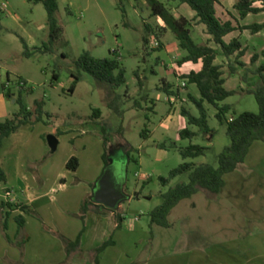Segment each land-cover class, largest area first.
<instances>
[{
    "label": "rangeland",
    "instance_id": "374dc122",
    "mask_svg": "<svg viewBox=\"0 0 264 264\" xmlns=\"http://www.w3.org/2000/svg\"><path fill=\"white\" fill-rule=\"evenodd\" d=\"M145 1L121 0L126 9V17L123 16L122 10H119L122 17L121 25H126L131 31V35L136 39V48L132 44L122 42L119 26L111 29L115 33L114 44L121 48L123 64L127 70V83L119 89L121 93H127L123 106L126 110L124 117L109 108L104 100V91L100 88L97 79L88 72L78 69L76 65L84 51H90L94 55L92 39L99 37L101 31L94 28L88 31L82 29L79 18L70 15L62 7L58 12V18L64 25L65 33L50 46L49 52H34L31 57H26L22 53L24 52L22 39L30 40V37L34 36L39 41V47L49 41L46 9L43 5L36 6L28 0H10L9 9L0 12V89L2 83L7 81L8 75L15 80L22 78L19 76L21 74L29 80L28 90L24 92L27 95L25 98L27 105L33 111L37 108V102L43 107L42 121L25 125L20 129L19 135L22 132L25 133L24 131L30 127L35 128L36 131L41 130V137L45 142L42 156L35 161L27 158L24 160L25 175L28 176L30 184L36 188L59 187L58 184L65 179L69 192L64 195L60 192L56 196L59 195V198L65 196L68 202L75 204L79 202L86 190L89 189L94 193L105 171L103 155L104 139L107 135L109 160L115 165L120 177L125 178L124 189L127 198L117 208V212L119 211L123 216V231L129 232L132 226L137 225L139 229L143 227L144 234L147 235L141 240L142 233H134L132 238H127L126 243L123 242L120 245L121 248H114L112 251L129 254L131 258L127 260L137 262L146 257L163 255L167 257L165 264H175L179 259L176 256L172 257L171 254L180 250H190V248L204 250L209 246L212 249L211 252L216 254L223 245L233 252L239 244H244L243 239L257 233V229L256 225H252L241 214L237 203L226 202L227 199L220 202L223 198L212 200L204 192H199L182 200L171 211L169 215L171 227L152 223L151 212L163 202L162 193L171 186L187 182L189 174L174 178L166 186L161 184L159 178L169 177L171 171L185 161L218 166L219 155L231 143V138L227 134V125L218 120L215 116L216 109L210 105L207 106L210 111L209 123L213 132L200 134L193 140L182 138L180 132L184 128L189 127L195 131L198 128L189 126L187 119L181 116V108L186 106L193 113L199 114L190 95L201 96L195 84L189 82L186 87H182V83L186 80L183 76L192 70H201L203 64L202 62L197 64L186 62L179 66L178 61L186 55V52L181 49L179 41L170 29L165 31L161 38L163 49L166 50L155 49L151 44H145L143 18L154 26L165 25L162 20L152 15V10ZM160 1L176 17L184 16L192 20L190 30L198 43L216 46L205 32L204 25L194 19L195 12L187 4L171 0ZM237 1L221 0V4L218 5L219 16L225 20L230 19L231 14L238 17L239 11L235 8ZM256 4L261 3L257 1ZM8 13L16 18L9 17ZM2 21L4 24L1 23ZM240 22L242 24L263 23L264 12L251 13ZM106 37L105 34L104 40ZM233 37H240L243 46L247 47V54L242 61L248 67L256 68L264 64V56H261L255 64L252 63L253 55L264 50V30L259 33H253L251 30L236 31L227 39L230 40ZM229 61L234 62V58L229 60L222 54L218 60V63L223 65L225 86L239 91L225 101L233 105V112L228 116L245 111L258 112L259 104L255 95L241 90L252 87L251 82L243 80L245 68L240 67L237 73H233ZM72 72L81 73L82 76L74 92L70 91L74 81ZM55 73L59 75V81L54 79ZM167 87L174 95L166 92ZM13 89L19 92L17 88ZM6 101L13 112L19 110V105L14 104L13 100ZM96 109H101V118H95ZM175 115L181 119L179 122H174L172 125L165 122L168 116H172L173 119ZM102 120L104 124L109 125L106 133L103 131ZM144 130L148 137L143 135ZM50 135L58 138L59 144L56 151H53L49 144ZM191 142L208 146L206 155L184 160L180 148L187 147ZM131 148L133 150H130ZM74 156L80 163L77 172L67 168L68 161ZM6 162L8 166L9 160ZM59 173H65V175L59 179ZM90 198L93 199L94 196ZM229 198L235 200L233 196ZM10 203L14 207L11 209L6 205L9 207L7 208L9 215L6 213L5 218L11 229L10 235L16 238L17 249L21 253L19 264H26L27 260L31 263L33 260L31 236L35 237L39 227L42 235L48 234L61 239L59 235L63 233L53 224L50 216L41 215L39 219L32 214V211H36V207L40 205L28 204L20 188L17 187V203ZM60 204L62 203L58 201L55 206ZM21 205L28 206L29 211H23ZM16 209L17 213L12 211ZM21 216L26 222L22 230L18 221ZM27 222H30L28 227ZM101 237V235L98 237L95 245L103 240ZM107 238L108 236L104 237V239ZM136 240L138 245L133 244ZM139 251L141 253L136 255L135 253ZM88 255V253H82L77 261L86 264L89 260ZM229 261L231 264L236 262L264 264V258L249 263L243 257H234Z\"/></svg>",
    "mask_w": 264,
    "mask_h": 264
},
{
    "label": "trees",
    "instance_id": "16d2710c",
    "mask_svg": "<svg viewBox=\"0 0 264 264\" xmlns=\"http://www.w3.org/2000/svg\"><path fill=\"white\" fill-rule=\"evenodd\" d=\"M32 3H42L47 11V23L49 27V41L45 42L42 47H30L25 39L24 54L26 57H31L34 52H49L51 47L64 33V26L57 16L59 10L58 0H29ZM152 10V15L164 22V26H154L148 21L144 20V42L149 44V37L155 35L161 42L156 49L163 50L164 45L161 38L165 31L170 29L179 41L181 49L186 52V55L178 61L179 66L186 62L200 63L203 67L201 70H192L183 77L195 84L200 91V98L190 95L193 103L196 105L199 114L193 113L186 106L181 108V114L187 119L189 126H195L197 131L189 127L181 130L180 134L184 139L193 140L200 134H209L213 130L209 123L210 111L207 105L214 107L217 110L216 117L222 123L227 125V134L231 138V143L227 145L219 155V164L214 166L210 163H196L193 161H185L178 167L173 169L169 177L161 176L159 178L162 185H169L174 178L189 174L187 182H181L175 186H171L166 192L162 193L163 202L157 206L152 212V223L163 227H171L169 222V215L171 211L184 199L190 198L193 195L204 192L211 198L217 197L223 187L225 186V175L234 172L241 168L250 152L252 145L257 141L264 142V64L256 68H250L242 61L247 54V47L243 46L240 37H233L227 39L232 33L236 31L251 30L253 33H259L264 30L263 23L242 24L240 20L246 19L251 13L258 14L264 12V0H238L235 8L239 11V16L231 14L230 19H223L218 14V5L220 0H171L187 4L194 12V19L198 23L204 25L205 32L210 36L216 46L209 43H198L192 36L190 27L192 20L187 17H176L168 7L160 0H146ZM260 1V5H257ZM121 6L123 16L126 17V9ZM224 55L229 60L234 58V62L229 61L230 69L233 73H237L240 67L245 68L243 80L251 82L252 87L249 89L242 88V92L253 94L259 104L258 112L245 111L240 114L233 113V105L225 103V101L239 93L238 90L228 89L226 78L224 77L223 65L218 63L220 55ZM261 56H264V50L261 53H255L252 57V63L255 64ZM235 63V64H234ZM77 68L88 72L94 76L99 82L100 88L104 91V100L107 102L109 108L114 110L117 114L124 117L126 110L123 107L127 98V93L123 94L119 89L126 85V67L123 64L122 56L118 49L111 51V56L99 58L90 51H84L76 62ZM74 78L73 84L70 88L74 92L78 83L81 80V73L75 74L72 72ZM8 80H12L10 75ZM23 79V78H22ZM25 80V79H24ZM141 80V78H140ZM253 81V83H252ZM170 88V87H169ZM168 87L165 88L168 94H172ZM4 95L7 99L16 100L19 105V110L14 112L12 116L5 120H0V183H7L8 177L1 161V152L3 150L5 141L14 133L18 132L23 126L28 124H35L43 120V107L37 102L35 111L29 108L25 102L24 91L19 90L15 92L13 87H7L6 82L3 83ZM95 118L102 117L101 109H96L94 113ZM232 118V120H231ZM103 124V131L109 125ZM146 130L143 135L148 137ZM105 152L103 155L105 167L111 164L109 160V138L105 135L104 139ZM208 146L196 144L191 142L187 147H181L180 153L184 160L195 159L205 156ZM130 150H133L131 148ZM67 167L76 171L79 167V159L72 157ZM11 209L14 207L10 202L5 203V206ZM17 206V205H15ZM23 211H29V207L21 205ZM105 209V211H102ZM31 211V210H30ZM34 216L41 219L37 211H32ZM90 212L108 214L113 213L117 220V228H121L123 216L117 212L116 209H110L102 204H98L94 199H85L83 201L79 217L84 223L83 231L76 240L67 238L64 234L59 237L63 241L67 252L66 264H69L73 259V254L81 250V239L86 229L88 214ZM9 215V213H7ZM21 230L25 228L24 217L18 219ZM1 228L5 237L10 243H14L8 233L9 224L6 218L0 220ZM17 245V243H15ZM116 241L113 237L104 241L101 245L91 250L93 264H100L101 255L107 248L115 245ZM138 264V263H133Z\"/></svg>",
    "mask_w": 264,
    "mask_h": 264
},
{
    "label": "crops",
    "instance_id": "0c3cea01",
    "mask_svg": "<svg viewBox=\"0 0 264 264\" xmlns=\"http://www.w3.org/2000/svg\"><path fill=\"white\" fill-rule=\"evenodd\" d=\"M58 2V12H60L61 8L63 7L67 13L79 18V25L80 27H82V29L88 31L94 28L101 31L99 37H93L92 39V47L94 48L93 53L96 57H107V55L111 56V51L114 49H118L121 56L123 55L120 50L121 48H119V46H115L114 44L113 35H115V33L113 30H111L114 26H119L121 40L123 43L132 44L134 48L137 47L136 39L131 35V31L129 30V28L126 25H121L122 17L119 13V10H122L121 6L119 5L123 6L121 0H58ZM34 4H36V6L40 4L43 5L42 3ZM0 12L2 13L3 11L0 10ZM8 16L12 17L10 13H8ZM12 18L16 17L13 16ZM144 20H146V18H143V24ZM1 23L4 24L3 21ZM105 34L107 35V37L104 40ZM152 36L154 35H151L149 37V40H151ZM25 41L30 47H39V41L36 40L34 36H31L30 40ZM125 47L126 46L124 45L123 48ZM22 53L24 54V52ZM139 63L140 62H138V64ZM19 76L25 79L27 82L29 81L21 74H19ZM54 79L59 81V75L55 73ZM166 85L168 87L170 86L167 82ZM172 95H174V93H172ZM26 96L27 95L24 94V98H26ZM195 97L200 98L197 94H195ZM170 99L171 98H169V100ZM6 100L7 99L4 95L2 83V87L0 89V120H5L14 113L12 108H10L8 105V101ZM25 102L26 104H28L26 99ZM13 103L16 104L15 99H13ZM181 116L183 115L181 114ZM180 120L181 119H179V117L175 115L173 119L172 116H168L165 122H167V124L169 125H172L174 122H179ZM24 132L25 133L22 132L21 135H19V130L18 132L11 135L5 141L3 150L1 152V161L3 168L7 173L8 181L7 183H0V220H4L5 214L8 212L7 208L9 209V207L5 206V203H17L18 187L22 191V196L28 204H30L31 206H35V204L38 203L40 205L36 207V211L41 213L40 216H50L53 224L58 226V228L61 229L62 233L67 238L76 240L84 228V223L79 217L83 201L85 199L93 197L95 191L93 193L89 189L86 190L81 195L79 202H76L74 204L72 202H68L67 199L64 198L65 196L60 198L58 197L59 195L56 196V194H59L60 192H63V195L69 192L67 191L68 185L67 183H65V179L61 180V184H58L59 187L36 188L31 185L30 180H28V176L25 175L23 162L26 158L30 161H35V159L42 156V154L44 153L45 142L41 137V130L36 131L35 128L32 129L30 127ZM160 146L165 147L164 145ZM7 160H9L8 166L6 164ZM263 166L264 142L257 141L252 145L244 165L238 170L225 175V186L223 187L221 193L215 198H211L207 195L212 200H220V198H223V201L220 200V202H224V199H227L225 200L226 202L229 201L231 203H237V206L240 208L241 214H243L252 225H256L257 233L250 234L247 238L243 239L242 241H244V244H239V246L233 252L230 251V248L224 247L223 245L220 247V250L216 251V254H213V252H211L212 249L209 248V246L205 247L204 250L190 248V250L176 251L175 253L171 254L172 257L176 256L179 259V261L175 262V264H231L229 260L234 257H243L244 260L249 263L260 258H264ZM78 169L76 171H73L68 168V170L73 172H77ZM64 175L65 173H59L58 178L60 179ZM229 196H233L235 200H231ZM58 201L62 203L60 204L62 206H55V203H57ZM12 211H15L17 213V209ZM29 224L30 222H27V227ZM122 226L123 223H121V228H117V220L113 213H108L105 215L101 213L90 212L88 214L86 229L81 239V250L73 254V259L69 261V264H81L77 261V259L81 256L82 253L89 254V260L86 262V264H93L91 250L101 245L110 237L114 238L116 244L110 246L105 250V252L101 255L100 264L136 263L137 261L127 260V258H131L129 254L124 255V253H117V251L114 252L112 250H114V248H121L120 245H122L123 242L126 243L127 238H132V234L134 233H142L141 240L147 237V235L144 234L143 227H140L139 229L137 225L132 227L130 226V231L125 232L123 231L124 228H122ZM40 229L41 228L39 227V232L35 235V237L31 236V249L33 254L31 258L33 260L31 263H29L28 260L25 261L26 264H66L67 252L63 241L48 234L42 235L40 233ZM10 230L11 229L9 228V235ZM100 235L102 236L101 240H103L99 242V244L95 245L94 243L95 241H97ZM107 236L108 238L104 239V237ZM11 238L14 243H10L7 240L0 223V264L20 263L19 258L21 256V253L17 249V245L15 244L17 243V240H15V237ZM137 241L138 240H136V242H134L133 244L138 245ZM140 253L141 251L136 252L135 254L139 255ZM166 258L167 257H163V255L157 257H146L142 260H138L139 262L137 263L165 264ZM234 264L239 263L236 262Z\"/></svg>",
    "mask_w": 264,
    "mask_h": 264
},
{
    "label": "water",
    "instance_id": "95a60500",
    "mask_svg": "<svg viewBox=\"0 0 264 264\" xmlns=\"http://www.w3.org/2000/svg\"><path fill=\"white\" fill-rule=\"evenodd\" d=\"M48 141L53 151H56L59 144L58 138L50 135ZM124 186L125 178L120 177L114 164H110L105 168L99 180L93 199L98 204L117 209L120 203L127 198Z\"/></svg>",
    "mask_w": 264,
    "mask_h": 264
},
{
    "label": "built area",
    "instance_id": "2783aa9c",
    "mask_svg": "<svg viewBox=\"0 0 264 264\" xmlns=\"http://www.w3.org/2000/svg\"><path fill=\"white\" fill-rule=\"evenodd\" d=\"M9 4H10V0H0V10L1 11H7L9 9ZM149 44H151V46L156 49L160 46L161 42L154 35V36H152L151 40H149ZM6 85H7V87L17 88L18 90H21L24 92L28 90V82L22 78H17L15 80H8L7 79ZM187 85H188V81L185 80L182 83V87L184 88ZM231 120H232V118H231Z\"/></svg>",
    "mask_w": 264,
    "mask_h": 264
}]
</instances>
